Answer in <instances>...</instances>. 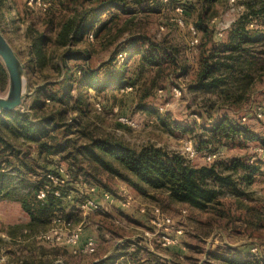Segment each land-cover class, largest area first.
Masks as SVG:
<instances>
[{
	"label": "rangeland",
	"instance_id": "374dc122",
	"mask_svg": "<svg viewBox=\"0 0 264 264\" xmlns=\"http://www.w3.org/2000/svg\"><path fill=\"white\" fill-rule=\"evenodd\" d=\"M101 1L108 0L0 1V30L20 58L28 81L29 95L20 110L31 103L30 96L35 90L44 87L47 82L61 80L55 70L50 69L56 67L59 61L57 58L49 60L43 69H35L30 53L33 39L39 35L54 38L59 25L68 19L75 20L88 15L92 17L93 8ZM116 1L130 9V13H117L116 22L108 36L87 37L85 41L73 46L48 45L47 52L55 56L63 50L88 51L89 65L98 67L123 41L133 35L178 49L176 65L162 63L158 69L146 68L137 75V68L132 63L135 85L131 89L97 92L89 88L84 95L83 105L76 100L78 91L74 83L63 106L47 102L46 107L38 113L50 115L57 109H68L62 122L72 124L73 127H62L59 131H63V135L66 131L64 137L73 139L77 147L84 145L88 137L107 136L120 139L135 149L154 146L184 157V148L191 142L197 154L190 159L184 158L192 166L209 165L217 161L223 167L231 160H237L259 165L260 172L253 175L250 185H246L242 182L243 170L239 168L229 171L225 167L222 172L231 174L233 179L241 182L238 189L243 194L235 197L226 189L220 198L221 205L208 212L168 201L159 193L152 197L141 196L132 189L130 175L125 171L121 172L122 177L103 174L101 178L107 190L114 195L110 202L100 199V203H107L104 212L109 216L102 215L100 211H87L79 223L64 221L67 227L61 225L64 228L61 232H83L91 227V230L108 229L113 231L111 234L124 237L142 236L146 241L142 240L140 244L163 256L160 260L164 264L168 262L164 257L172 258L170 264H228L224 260L229 256L240 260L243 259L241 257H248L253 264L258 261L264 263V158L260 151H264V125L255 116V108L264 106V70L251 71L252 82L246 89L238 84L207 89L193 87L197 59L206 39L198 29L197 43L191 46L192 37L187 30L188 24L195 27L198 14L204 13V17L208 16L204 20L211 32L212 41L218 42L242 13L257 10L264 0ZM249 5L255 6L248 8ZM178 18L182 25L176 22ZM253 20L261 32L262 26L259 23H264V11L255 15ZM227 24L229 27L219 36V31ZM259 44L258 48H261ZM117 59L121 58L117 56ZM65 64L71 69L75 62L68 60ZM174 89L179 90L180 94L174 93ZM4 93L0 90V95ZM223 117L233 124L245 126L248 135L230 140L209 139L206 127ZM119 118L131 119L134 125L123 124ZM208 139L209 143L205 144ZM210 152L218 153L213 161L206 160ZM31 155L40 164L48 161L50 169L55 165L66 166L65 160L58 154L48 153L46 160L43 157L37 159L36 151H32ZM79 160L84 161V158L80 157ZM83 163L79 162L81 165ZM0 174L5 178L0 194V264H21V258L29 261L35 259L37 254L43 259L51 258V252L57 255L55 262L89 264L95 246L89 253H73L70 251L75 249L77 243L66 252L61 247L43 241L40 235L56 223L55 219L45 229L29 236L18 235L19 241L18 237L13 242L6 239L1 230L28 220L18 199L37 183L38 178L35 175L24 176V181L29 185L21 184L18 182L17 171L5 168L4 165L0 166ZM96 197L93 199L99 203ZM156 208L158 212L154 211ZM111 245L110 242H103L97 245L96 250L102 252ZM158 255L154 256L160 258ZM142 257L146 260L147 255Z\"/></svg>",
	"mask_w": 264,
	"mask_h": 264
},
{
	"label": "trees",
	"instance_id": "16d2710c",
	"mask_svg": "<svg viewBox=\"0 0 264 264\" xmlns=\"http://www.w3.org/2000/svg\"><path fill=\"white\" fill-rule=\"evenodd\" d=\"M253 6L255 5H249L248 8ZM182 8L186 9L184 6ZM93 11L92 17L88 15L62 22L54 38L39 35L33 39L30 53L35 69L41 70L49 60L57 58L59 61L56 67H50V69H54L61 80L47 82L44 87L35 90L30 96L31 103L24 110L0 112V166L15 169L19 182H23L28 175H35L38 178L37 183L18 199L19 206L28 220L22 224L9 225L1 230L7 234L10 242L16 241L18 235L29 236L38 230L45 229L53 219L76 222L79 214L66 212V209L75 205L78 212H81L78 205L86 197L95 199L97 196L99 203L102 200V192H108L114 197L101 178L103 174L122 177L121 172L125 171L130 175L132 189L139 194L152 197L153 194L159 193L168 201L185 204L196 211L208 212L221 205L220 198L226 189L235 197L243 194L238 189L241 182L233 179L231 174L222 172L225 167L229 171L239 168L243 170L242 182L246 185H250L253 175L260 172L259 165L237 160H231L223 167L217 161L209 165L192 166L177 153H168L154 146H142L135 149L120 139L107 136L88 137L84 145L77 147L73 139L64 137L67 135L66 131L64 135L63 131H59L62 127H73L72 124L62 122L68 109L60 108L50 115L39 114L38 112L46 107L47 102L63 106L70 96L74 83L78 91L76 100L78 104L83 105L85 104L84 95L89 88L97 92L115 91L121 88L131 89L135 85L133 72H131L133 64L136 66L134 68H137V75L146 68L158 69L162 63L169 62L176 65L178 49L162 46L133 35L123 41L121 46L98 67L89 65L88 51L84 53L63 50L55 56L47 52L48 45L52 47L57 44L59 47H65L85 41L87 37L104 38L103 36L110 34V29L116 22L117 13L124 15L130 13V9H126L116 0L101 1L93 8ZM262 11H264V3L257 10L242 13L231 24L227 33H224L225 37L218 42L212 41L211 32L205 23L204 19L208 16L204 17V13L198 14L195 27L204 34L206 41L197 59L193 87L207 89L225 85L233 87L238 84L239 87L246 89L251 85L253 73L251 71L264 70V23H259L262 26L260 32L253 20L255 15ZM258 43L261 48H258ZM117 56L121 59H117ZM68 60L75 62L71 69L65 64ZM6 88L7 74L0 61V90L6 91ZM39 94L42 95L39 96ZM206 128L209 139L213 140L219 138L230 140L248 135V129L245 126L233 124L226 117L210 123V127ZM209 139L205 144L209 143ZM23 147L25 149H22ZM32 151H36L37 159L43 157L46 160V155L49 153L58 154L65 160L66 166L63 167L69 174L68 181L62 186L50 184V188L60 190L59 197L55 196L51 190L47 192L43 200L36 198L38 190L48 181L46 175L55 173L61 165H55L50 169L48 161L40 164L39 160L32 158ZM80 157L84 158V161H80ZM79 162L84 163L81 165ZM1 176L0 174V194L5 184V178ZM77 185L85 186L88 190L92 187L97 192L89 191L88 195L80 196L78 193L75 195L78 191L74 186ZM100 204L102 207L104 203ZM102 215L109 216L104 211ZM53 246L61 247L66 251L68 245ZM51 253V258L43 259L40 254H37L35 259L29 261L27 258H21L20 263L62 264L55 262L57 255ZM146 255L145 264H164L153 254L146 253ZM139 258L138 251L135 249L118 264H126L127 261L131 264H142ZM241 258L243 259L229 256L224 261L228 264H253L248 257ZM258 262L254 264H264ZM95 264L109 263L104 260Z\"/></svg>",
	"mask_w": 264,
	"mask_h": 264
},
{
	"label": "built area",
	"instance_id": "2783aa9c",
	"mask_svg": "<svg viewBox=\"0 0 264 264\" xmlns=\"http://www.w3.org/2000/svg\"><path fill=\"white\" fill-rule=\"evenodd\" d=\"M176 22L179 25L183 24L181 19H179V18L177 19ZM228 27H229V24L224 25V27H222V29L219 31L221 33H219L218 35L221 36L223 34L222 32L225 29H227ZM187 30L189 31V33L191 34V37H192V39L190 40V45L193 46V45H195V43H197V37H196L197 30L191 24H188ZM174 93L180 94L179 90H177V89H174ZM97 108L100 109V107L98 105H97ZM255 116L260 121H262V123L264 125V106H260V107L255 108ZM119 120L123 124H127L129 126L134 125V122L131 119L119 118ZM262 136L264 137V130L262 131ZM260 151H261V156L264 158V151L262 149ZM184 152H185V155H183V156L186 158H189V159L195 157V155L197 154V151L194 148V146L191 144V142H189V144L186 145V147L184 148ZM217 155H218L217 152H210L206 155V160L207 161H213ZM46 179L48 181L46 183H44L42 185V187L36 193L37 199L43 200L45 198L47 192L51 191V190L55 196L59 197L61 195L60 190L58 188H54V189L50 188V184L52 183V184H57L60 186L64 185L69 179V174L64 169V167L59 166L56 169L55 173L47 174ZM94 190L95 189L92 187L89 189V191H94ZM101 197L106 202H110L113 199V197L108 192H102ZM100 208H101V204L96 202L91 197L84 198L78 205V209L82 213H86L87 211H97ZM154 211L158 212V208L154 209ZM166 221H168V220L166 219ZM54 222H56V223H54V225L49 230L43 232L40 235V237L43 239V241L50 243L52 245L61 244V245H68V246H73L78 242L79 237H80L79 230H76V231H74V230L70 231L69 230L67 233L64 234L61 231H63L65 226L67 227V224L63 223V221H61L60 219H55ZM61 225H63L64 228H62ZM93 247H94V240L92 238H89L84 244L83 252L89 253V252L93 251Z\"/></svg>",
	"mask_w": 264,
	"mask_h": 264
},
{
	"label": "crops",
	"instance_id": "0c3cea01",
	"mask_svg": "<svg viewBox=\"0 0 264 264\" xmlns=\"http://www.w3.org/2000/svg\"><path fill=\"white\" fill-rule=\"evenodd\" d=\"M18 182H19V180H18ZM19 183L29 185V183H27L26 181L19 182ZM74 188H75V190L78 191V192H75V195L77 193L80 196H82L84 194H87V195L89 194V190L85 186H81V185L78 186L77 185V186H74ZM25 192H27V191H25ZM139 195L144 196L142 194H139ZM71 196H74V195L71 194ZM77 197H78V195L76 196V198ZM139 198H141V197L139 196ZM63 200H65V199H63ZM106 206H107V203L103 204V206L99 209V211H101V212L106 211ZM66 212H77L79 214L80 220L78 219L76 222L72 221L73 223H79L81 220L83 221V219H84L82 217V215H84V213L78 212L75 205L71 208L66 209ZM90 228L91 227H88L87 229H84L83 232H80V237H79V240L77 242V245L75 246V249L70 251L73 253L83 252V247H84L85 242L89 238H92L94 240L95 252L93 254L91 253L93 255V257H92V259H90L89 264H95L99 261H104V260H106V263H109V264H118L119 262H122L124 259H126L127 256L130 255V253L134 252L135 249H136V251H138V254L140 257L139 260L142 264L146 263V260L144 259V257H142L144 254L150 253L153 255H158L156 252L153 251L154 249L151 250L150 247H144L143 245L140 244L143 241L144 242L146 241V239L142 236H140V237L135 236L137 238H135V237L130 238V237H124L123 235L111 234L112 232L109 230H106V229H102V228L94 229L93 228L91 230ZM2 233L6 237L7 240L10 239L5 232L2 231ZM19 240H20V238L18 237V241ZM103 242H106V243L110 242L112 245L109 248H107L105 251L102 250V252H98L96 250V247H97V245H99V246L102 245ZM69 247H72V246H67L68 251L70 250ZM172 248H174V247H172ZM176 248L177 247H175V249ZM158 256L160 257L159 259H161L163 257L160 254ZM110 257H111V259L108 260V258H110ZM164 258L166 260H168V262H166V263L170 264V260H172V258H167V257H164ZM125 263L131 264L128 261Z\"/></svg>",
	"mask_w": 264,
	"mask_h": 264
},
{
	"label": "water",
	"instance_id": "95a60500",
	"mask_svg": "<svg viewBox=\"0 0 264 264\" xmlns=\"http://www.w3.org/2000/svg\"><path fill=\"white\" fill-rule=\"evenodd\" d=\"M0 61L7 74V88L0 95V112L21 109L28 98V81L24 66L0 30Z\"/></svg>",
	"mask_w": 264,
	"mask_h": 264
}]
</instances>
